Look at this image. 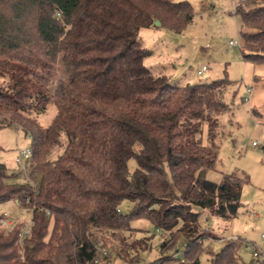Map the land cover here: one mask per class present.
<instances>
[{
    "label": "trees",
    "instance_id": "trees-1",
    "mask_svg": "<svg viewBox=\"0 0 264 264\" xmlns=\"http://www.w3.org/2000/svg\"><path fill=\"white\" fill-rule=\"evenodd\" d=\"M236 13L243 58L264 63V0H239ZM191 20L185 0H0V126L23 129L38 174L36 184L15 182L0 163V204L18 199L33 222L28 237L18 225L0 230V264H108L115 244L104 235L130 232L134 219L166 232L162 250L183 239L181 264H199L211 238L200 215L237 216L246 180L208 179L217 150L202 143L231 81L176 85L145 64L142 28L181 32ZM59 62L66 79L53 83ZM49 103L56 113L41 126L29 114ZM245 243L208 250L211 264H241Z\"/></svg>",
    "mask_w": 264,
    "mask_h": 264
},
{
    "label": "rangeland",
    "instance_id": "rangeland-1",
    "mask_svg": "<svg viewBox=\"0 0 264 264\" xmlns=\"http://www.w3.org/2000/svg\"><path fill=\"white\" fill-rule=\"evenodd\" d=\"M181 1V0H176ZM192 6V20L181 32H174L165 26L142 28L139 36L142 44L152 50L145 64L156 73L169 76L171 83L208 82L217 78H228L231 83L224 93L227 108L215 117V127L209 134V125L204 123L202 143L214 145L217 160L214 169L206 177L219 182L221 173H235L244 178L237 216L226 221L202 213L199 221L209 239H204L199 264H211L208 250L217 252L231 237L239 236L246 241L238 249L241 264H264V63H253L243 58L244 48L229 45V40L239 39L241 21L236 13L239 0H185ZM206 66L201 74L197 70ZM60 66L53 79L65 80ZM246 88H252L247 100ZM56 113V107L49 103L41 113L31 112L29 116L46 126ZM257 142V146L251 144ZM30 145V139L23 129L15 124L0 126V163L13 181L32 184L38 182L35 164H18L15 157L19 149ZM53 148V155L60 152ZM136 167L135 158L127 162L128 172ZM15 200V199H14ZM17 205V204H16ZM13 200L0 204V212H10L14 218L22 219L20 208ZM132 203L124 200L119 205L123 213L129 211ZM20 207V208H19ZM30 219V213H26ZM132 230L119 234L117 238L104 235L115 248L108 254V264H157L161 256L177 253L176 259L162 264H181L180 251L184 248L181 238L175 240L173 248L162 250L161 243L166 232L159 230L145 219H134ZM3 228L0 227V230ZM215 237V238H214ZM218 237V238H216ZM253 241L260 247V255L253 256L246 248ZM251 247V246H250ZM179 254V255H178Z\"/></svg>",
    "mask_w": 264,
    "mask_h": 264
},
{
    "label": "built area",
    "instance_id": "built-area-1",
    "mask_svg": "<svg viewBox=\"0 0 264 264\" xmlns=\"http://www.w3.org/2000/svg\"><path fill=\"white\" fill-rule=\"evenodd\" d=\"M228 44L239 46L240 43H239L238 39H235V40H229ZM206 69H207L206 66L202 65L201 68H199L197 70V73L201 74ZM251 89L252 88H246L247 96L244 97L245 100H247L249 98V94H250ZM251 144L253 146H257L256 141H252ZM30 157H31V149L29 146H26V147L18 150L17 155L15 157V162L22 165L25 162H28ZM13 203L15 205L17 204L18 206L20 204L18 199L13 200ZM19 210L21 212L22 219L14 218L10 212H0V227L9 231V230L13 229L16 225H18L19 230H20V236L21 237H28L31 234V225L33 222L31 220V217L28 220L26 219V217H25L26 213H29V212L27 211V209H25V207H22ZM249 243L250 244H248L246 246V248L252 249L253 250L252 251L253 256L258 257L260 255V251L254 248V247H256L254 243H251V242H249ZM183 250H184V248H183ZM182 251H180L179 254H182ZM173 257L176 258L177 253L173 254ZM262 258H264V256H262Z\"/></svg>",
    "mask_w": 264,
    "mask_h": 264
},
{
    "label": "crops",
    "instance_id": "crops-1",
    "mask_svg": "<svg viewBox=\"0 0 264 264\" xmlns=\"http://www.w3.org/2000/svg\"><path fill=\"white\" fill-rule=\"evenodd\" d=\"M251 243H254L253 241H250ZM255 244V243H254ZM256 246V245H255ZM257 247V246H256ZM256 247H254L255 249H256ZM257 250H259L260 251V247H259V249H257ZM262 264V263H261Z\"/></svg>",
    "mask_w": 264,
    "mask_h": 264
},
{
    "label": "water",
    "instance_id": "water-1",
    "mask_svg": "<svg viewBox=\"0 0 264 264\" xmlns=\"http://www.w3.org/2000/svg\"><path fill=\"white\" fill-rule=\"evenodd\" d=\"M155 24L157 25L158 24V21H155Z\"/></svg>",
    "mask_w": 264,
    "mask_h": 264
}]
</instances>
